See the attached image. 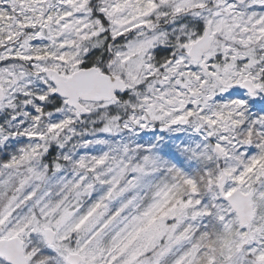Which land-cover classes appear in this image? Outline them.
<instances>
[{
	"label": "snow or ice",
	"instance_id": "snow-or-ice-1",
	"mask_svg": "<svg viewBox=\"0 0 264 264\" xmlns=\"http://www.w3.org/2000/svg\"><path fill=\"white\" fill-rule=\"evenodd\" d=\"M0 264H264V0H0Z\"/></svg>",
	"mask_w": 264,
	"mask_h": 264
}]
</instances>
